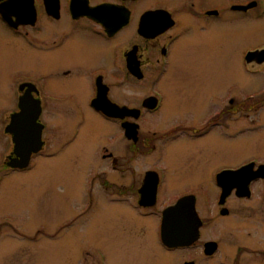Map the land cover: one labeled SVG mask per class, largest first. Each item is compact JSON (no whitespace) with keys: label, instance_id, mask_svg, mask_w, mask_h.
Segmentation results:
<instances>
[{"label":"flooded vegetation","instance_id":"obj_1","mask_svg":"<svg viewBox=\"0 0 264 264\" xmlns=\"http://www.w3.org/2000/svg\"><path fill=\"white\" fill-rule=\"evenodd\" d=\"M233 14L264 19V0H0V68L5 69L0 70V84L10 91L0 102V203L15 188L23 192L25 202L36 203L33 208L0 206V264L53 256L54 251L49 253L38 242L49 238L46 243L53 246L61 233L96 222L99 208H78L72 215L67 210L50 211L46 220L37 221V173L28 172L46 151L60 162L78 161L74 144L85 136L90 116L100 118L94 156L100 147L101 163L109 167L86 179L85 188L77 182L69 190L96 196L106 195L105 187L111 186L114 194L135 197L138 204L103 208L100 213L106 215L108 210L106 219L114 217L107 222L115 224L120 259L114 260L100 244L93 250L81 247L80 263L89 264L91 257L97 264H170L173 252L174 264H200L197 251L207 258L217 255L220 241L207 238L203 231L209 219L216 225L219 217L230 218L243 210L233 207L234 200H249L258 189L264 194V173L250 179L264 165V156L249 157L229 142L228 149L220 144L221 150L229 155L242 152V159L238 155L234 163L217 162L218 130L232 127L229 118L236 110H248L250 100L259 94L239 93L235 98L227 75L220 91L208 90L209 77L201 76L217 65V56L222 59V52L219 56L215 50L218 42L214 46L205 38H216L217 22H227ZM219 34L222 37L223 31ZM219 42L221 51L224 46L228 49V38L225 44ZM255 50L259 51L244 53L242 65L247 70L250 65H264V47L251 51ZM232 63L222 61L220 68L228 74ZM22 100L29 101L33 118L28 132ZM37 114L43 124V146L31 152L27 167L13 166L20 156L17 139L37 146ZM61 117L67 120L61 122ZM47 118H56L49 130ZM248 129L241 125L230 137ZM109 169L114 177L111 173L106 178ZM225 173L228 180L223 185L218 176ZM96 179L99 189L93 185ZM224 187L230 192L221 203ZM154 192L156 204L139 203ZM164 195L196 198L202 225L192 244L170 247L164 242L163 217L169 206L159 207ZM198 197H216L215 207L198 208ZM204 211L211 214L209 219ZM103 232L112 242V231ZM210 241L218 246L208 255L205 247ZM185 250L196 256L178 254ZM260 253L264 255V248Z\"/></svg>","mask_w":264,"mask_h":264},{"label":"rangeland","instance_id":"obj_2","mask_svg":"<svg viewBox=\"0 0 264 264\" xmlns=\"http://www.w3.org/2000/svg\"><path fill=\"white\" fill-rule=\"evenodd\" d=\"M216 27L217 30L215 31L218 32L215 34L216 38L207 36L205 39L214 44V46L218 42L215 50L219 56L222 52V59L217 56L214 59V64L217 65H214L213 69L209 67L207 74L201 73L202 77H209L207 89L212 88L220 91L224 84V82L222 83V79H225L227 75L228 81L233 83L232 90H234V96L239 93H243L244 97L248 94L260 95L250 100L248 110L244 108L234 112L232 117L229 118L230 121L228 120V123L231 122L232 127L229 129L224 128L223 131L222 129L218 130L217 140L219 152L217 154V162L234 163L235 161L232 159H235V157L242 153L229 155V151H222L223 149H228L226 144L229 142H232L233 148L239 147L242 150L244 149L249 153V157L253 155L264 156V65H250L249 70L246 69L247 66L243 67L242 65L245 52L258 47H264V19H255L252 17L240 18L233 14L227 22H217ZM220 31H223L222 37L219 34ZM224 34H227L228 37ZM227 38L228 49L225 50L226 46H224V50L221 51L220 47L222 46L219 41L221 40L225 44ZM230 60L233 61L232 70L227 74L226 70L220 68V63L222 61L223 63L226 61L230 62ZM0 70L5 69L2 67ZM1 75L2 72H0ZM9 92L8 86L1 83L0 102L6 99V95L8 97ZM223 93H225V90ZM247 113L249 116H246ZM55 119L47 118L48 130ZM60 119L61 122L67 120L65 117H61ZM87 119L88 123L85 124L83 129L85 136L82 139H78L74 144L75 149L80 153L79 159H77L78 161L60 162L59 160L48 157V151H46L47 153H42V156H37L36 168L28 172L37 173V189L35 190L37 193V221L46 220L47 216L45 213L50 211L58 213L67 210L72 215L78 208H92L93 211L99 208L98 213H93L94 216L96 215V222L84 226H75L71 231L61 233L53 241V246L47 244L46 241L52 240L48 237H54L55 235L47 234L48 237H46L48 239L42 238L43 240L38 242L39 247L49 253L54 251L56 254L53 256L49 255V257L38 256L37 260L36 258H32L31 260H27L26 264H81L79 260L84 255H77L80 253V248L85 246L93 250L97 249L100 244H102L106 251L112 254L114 260L115 257L120 259L118 241L114 231L115 224H109L107 222L114 221V217L111 215L110 218L106 219L110 214L108 210L105 212L106 215L103 214V216H100V213L103 211V208H136L135 206L138 204L137 199L130 196L116 195L113 193L114 187L112 188L111 186L109 188H107L108 186L105 187V189L109 190L106 195L103 192L104 195L97 194L96 196H92L93 193L89 194L81 191L72 192L69 190L72 186L74 188L77 182L79 186L83 183L85 188L86 179H89L95 173L102 172V169L106 167L108 169L109 167L108 164L103 162L102 165L101 163L98 154L101 151L100 147L96 156L93 153L95 144L98 142L97 134L100 130V118L90 116ZM241 125H248L249 129L238 137L231 138V132L241 127ZM224 131L227 132L225 133ZM87 135L91 137L85 138ZM204 142L202 140L201 144H204ZM220 144L225 146L222 150ZM84 152L87 155L89 154L90 157L88 160L86 156L84 157ZM239 159H242L241 155ZM111 173L112 177H114V173L109 169V175L106 178H109ZM49 179L53 181H49ZM97 179L93 185L94 188L99 189ZM208 184L210 185V183ZM180 187H183V185ZM259 188H262V186ZM179 198L172 195L160 196L159 207L163 208L166 205H170ZM198 199V208H212L215 207L217 198L198 197ZM232 203L233 207L243 208V210L238 209V213H234L230 218L219 217L216 225H213V222L210 223L209 217L211 214L205 211L203 212V215L209 219L208 224L204 227V234L207 238L220 241V249L213 258H207L204 252L197 251V255L201 258L200 264H264V255L260 253L264 248V194L262 195V192L258 189L251 199H236ZM35 204L32 200L25 202L23 192L15 188L10 191L6 201L2 204L0 203V206L2 205L3 208H33ZM248 208L250 209L248 210ZM102 222H107L108 224H102ZM47 229L52 230L53 228ZM103 231H112L114 234L112 242H108V239H110L109 235ZM39 235L41 234L37 232V236ZM26 248H28L27 245ZM178 254H183L186 257L196 256L192 250H185ZM173 256L174 253L170 252V264L175 263ZM96 262L91 257L89 258V264H97Z\"/></svg>","mask_w":264,"mask_h":264},{"label":"water","instance_id":"obj_3","mask_svg":"<svg viewBox=\"0 0 264 264\" xmlns=\"http://www.w3.org/2000/svg\"><path fill=\"white\" fill-rule=\"evenodd\" d=\"M259 50L250 51L248 54L252 55ZM248 55V56H249ZM247 56V57H248ZM22 117H25V130L28 132L31 124H33L31 117V111L29 106V101L22 100ZM37 118V146H31L29 143H19L17 139L16 143V151L19 153V158H17V162L13 163V166L16 167H27L29 165V158L32 151H40L43 142L40 139V134L43 128V124L39 122V115L37 114L34 119ZM252 163L250 164V171L252 169ZM262 171V172H261ZM227 172V171H226ZM260 173V174H259ZM264 173V165H261L257 171L252 172L250 175V179L254 176L261 175ZM263 175V174H262ZM228 180V175L220 174L218 176V181L223 185ZM248 181V180H247ZM246 181V182H247ZM245 182V183H246ZM243 193H247L249 195L248 190H242ZM230 192V188L224 187V191L221 197L220 202L223 203ZM156 192L152 196H142L139 200V203L143 206H152L156 204L157 197ZM164 211L163 217V225H162V237L164 242L170 247L175 246H188L192 244L199 238L200 235V227L202 225V220L196 209V198L194 196H183L179 198L174 204H171L166 207ZM217 242L210 241L206 243L205 253L210 255L213 254L217 249Z\"/></svg>","mask_w":264,"mask_h":264}]
</instances>
